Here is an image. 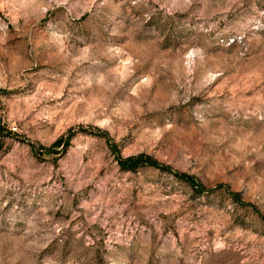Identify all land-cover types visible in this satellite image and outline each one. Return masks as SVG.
<instances>
[{"label":"rangeland","instance_id":"rangeland-1","mask_svg":"<svg viewBox=\"0 0 264 264\" xmlns=\"http://www.w3.org/2000/svg\"><path fill=\"white\" fill-rule=\"evenodd\" d=\"M0 264H264V0H0Z\"/></svg>","mask_w":264,"mask_h":264}]
</instances>
